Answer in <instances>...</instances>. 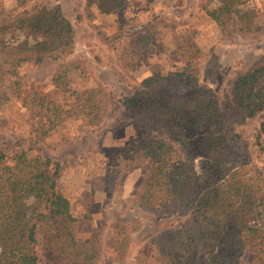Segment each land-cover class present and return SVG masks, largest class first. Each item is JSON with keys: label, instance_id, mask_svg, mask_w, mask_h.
Returning <instances> with one entry per match:
<instances>
[{"label": "rangeland", "instance_id": "1", "mask_svg": "<svg viewBox=\"0 0 264 264\" xmlns=\"http://www.w3.org/2000/svg\"><path fill=\"white\" fill-rule=\"evenodd\" d=\"M217 2L121 0L119 7L102 13L92 0L89 8L93 15L89 16L86 0H0L1 9L14 8L15 12L33 6L59 5L73 28L68 54L59 59L44 56L38 63L20 65L18 71L25 81L37 84L41 94L64 106L75 100L77 92L98 83L107 91L108 106L99 124L88 126L80 119L70 118L35 142L30 141L28 113L13 90L11 76L5 80L10 100L0 107V150L9 154L28 149V156L49 158L52 163L48 167L52 168L53 162H57L56 187L68 199L70 213L77 219L73 235L85 238L101 227L95 264H159L161 256L150 238L180 223L196 225L199 221L192 208L166 213L138 205L136 190L149 168L143 149L147 139L170 138L161 121L157 120V126L149 129L143 115L133 118L122 102L136 90L146 89L142 80L151 74H158L167 92L177 91V73L184 64L177 46L187 42L199 51L196 85L186 92L193 93L198 87L211 89L224 120L223 131L208 128L207 133L213 132V136L206 137L201 145L191 143L194 168L203 176L201 187L212 190L216 179H230L235 170L242 172L234 159L241 156L245 176L252 178L237 185L247 196L238 192L231 203L243 207V216L249 218L250 224L264 223V105L253 116L242 117L233 102L230 84L238 73L264 61V0H254L252 4L261 12L256 24L259 29L255 25L251 32L241 33L232 23L228 34H223L206 14L205 7L211 8ZM5 36L31 38L18 29H10ZM138 42L146 43L140 47ZM65 60L77 61L81 67L66 73L61 89L54 86L51 76L57 64ZM189 127L188 130L178 125L172 130L190 142L198 141L202 129L196 124ZM220 133L225 134L223 142L217 138ZM255 173L259 175L255 177ZM241 183L247 187L243 188ZM59 225L55 220L39 225L37 264H45V235ZM223 238L226 234L220 228L215 241ZM3 244L0 242V248ZM224 247L228 252L230 246ZM245 248L243 254L228 259L227 264H246L251 252ZM218 249L222 251L223 247L217 244L214 250ZM196 264H210L202 239L196 251Z\"/></svg>", "mask_w": 264, "mask_h": 264}, {"label": "trees", "instance_id": "2", "mask_svg": "<svg viewBox=\"0 0 264 264\" xmlns=\"http://www.w3.org/2000/svg\"><path fill=\"white\" fill-rule=\"evenodd\" d=\"M91 1L86 0L89 16L93 15L89 8ZM94 1L102 13L121 5V0ZM253 2L218 0L213 7H205V11L223 34L229 33L232 23L239 32L249 33L261 14ZM10 29L23 30L31 38L6 37ZM138 43L141 47L146 42ZM72 44L73 28L59 5L53 8L33 6L19 12L14 8H0V107L10 100L5 80L11 76L13 90L28 113L31 142L43 139L70 118L80 119L88 126H95L103 120L108 102L102 84L77 92L75 100L64 106L55 98L41 94L39 86L25 81L18 71L22 63H38L44 56L59 59L69 53ZM177 51L184 58L177 73L180 77L175 81L180 86L177 91L167 92L158 74H151L142 80L146 89H138L122 100L133 118L143 115L149 129L157 126V120L161 121L167 126L170 138L153 136L147 139L143 149L149 158V168L136 190L138 205L166 213L192 208L199 217L196 225L180 223L151 237L150 243L161 256L159 264H183L185 261L196 264L201 239L210 264H227L228 259L243 254L244 246L251 252L246 264H264V223L261 226L250 224L249 218L243 216V207L231 203L238 192L247 196L237 185L252 178L245 176L247 171L243 170L242 157L236 155L234 158L242 172L235 170L230 179L221 176L220 180L216 179V187L212 190L201 187L203 176L194 168L191 146L201 145L206 137L214 135L213 132L207 133L208 128L223 131L224 120L211 89L198 87L193 93L186 92L196 85L199 49L187 42L178 45ZM80 67L77 61H60L51 81L54 86L64 89L66 73ZM230 84L233 102L242 117L253 116L264 105V61L238 73ZM193 124L202 129V136L195 142L176 136L172 130L178 125L189 130ZM217 138H222V142L226 140L224 133ZM27 151L20 149L8 154L0 150V242H4L0 248V264H37L40 260L36 237L38 227L51 220L59 221L60 225L44 237L45 264H95L101 244V227L85 238L73 235L72 227L77 219L70 213L68 199L55 184L58 163L53 162L54 167H48L52 163L49 158L28 156ZM258 175L254 174L255 177ZM25 199L30 202L27 204ZM220 228L226 238L216 242L215 235ZM217 244L223 247L222 251L214 250ZM224 246H230L228 252Z\"/></svg>", "mask_w": 264, "mask_h": 264}, {"label": "crops", "instance_id": "3", "mask_svg": "<svg viewBox=\"0 0 264 264\" xmlns=\"http://www.w3.org/2000/svg\"><path fill=\"white\" fill-rule=\"evenodd\" d=\"M61 8V7H60Z\"/></svg>", "mask_w": 264, "mask_h": 264}]
</instances>
